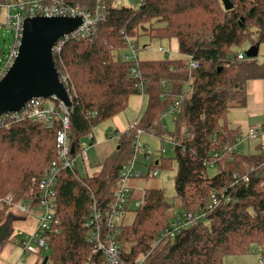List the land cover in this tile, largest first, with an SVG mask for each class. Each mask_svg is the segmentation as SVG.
I'll use <instances>...</instances> for the list:
<instances>
[{
    "label": "trees",
    "instance_id": "trees-1",
    "mask_svg": "<svg viewBox=\"0 0 264 264\" xmlns=\"http://www.w3.org/2000/svg\"><path fill=\"white\" fill-rule=\"evenodd\" d=\"M6 1L0 0V5ZM66 1L74 8L93 9L95 5L94 0ZM230 1L234 5L231 11L224 9L221 0H147L138 9L116 8L109 2L106 20L98 25L93 39H71L54 55L59 75L68 77L70 144L76 157L82 139L103 123L119 118L130 99L141 95L140 85L147 104L136 128L121 134L115 153L98 173L86 178L78 170L61 175L57 187L60 232L51 235L48 264H105V258L94 253L88 241L85 223L93 196L101 208L114 202L121 173L135 155L138 130L181 143L173 158L161 157L150 167L151 171H175L176 203H170L163 189L145 188L144 205L133 211L132 223L120 229L122 261L133 264L145 256L144 264H224L226 257L247 255L253 247H258L264 258L262 145L254 153L234 154L233 161L215 159L226 145L241 137L240 129L229 124V114L247 106L249 82L264 79V63L258 59L240 61L238 53L245 45H264V0ZM144 37L177 40L182 58L140 61V78L136 79L133 65L121 55L128 49V40L137 45ZM187 55L200 64L190 88L186 87ZM163 82L167 83V97ZM180 97L183 102L171 118L174 130L168 131L162 115ZM61 129L60 122L47 129L24 120L0 133L1 199L12 194L16 202L39 205L35 182L57 159ZM208 163L216 165L213 176ZM250 168L256 169L250 182L233 186L234 174H246ZM223 194L230 201L212 212L207 221L175 237H163L178 215L198 212L214 195ZM136 199L133 193L132 200ZM131 211L129 207L128 213ZM22 218L7 204L0 207V251L11 243L14 224ZM41 255L39 262L44 263L46 257Z\"/></svg>",
    "mask_w": 264,
    "mask_h": 264
},
{
    "label": "built area",
    "instance_id": "built-area-1",
    "mask_svg": "<svg viewBox=\"0 0 264 264\" xmlns=\"http://www.w3.org/2000/svg\"><path fill=\"white\" fill-rule=\"evenodd\" d=\"M95 5L93 9H82L80 7L74 8L68 5L66 0H7L5 4H1V13L6 11L5 24L1 23L0 27H6V29L13 32L14 44L11 47L9 53L0 50V83L6 77L10 69L16 62L20 52V46L23 38L24 24L27 19H33L38 17L43 18H57V17H80L83 20L82 26L73 34L66 36L59 41L53 48V57L62 52L65 44L71 39H93L97 34V27L100 23L104 22L107 17L108 3L111 0H94ZM147 0H138L140 6ZM0 13V17H1ZM128 49L130 54L122 53L121 58L124 62L133 65L132 75L137 79L140 78L139 72V60L138 50L131 40H128ZM159 52L164 53L162 48ZM186 68L189 72V81L186 84L187 88H190L191 79L193 74L200 68L199 62L194 56H184ZM240 61H253L248 59L245 55H239ZM60 79L64 86L68 87V77L60 76ZM162 87L165 89L164 96L167 97V83L163 82ZM141 96H145V89L143 85L139 86ZM183 97L169 107L162 115V120L172 118L178 108L183 102ZM56 99H34L30 101L20 112L0 115V133L10 130L16 123L22 121H32L34 123H41L47 129H52L55 123L60 122L62 129L57 138L58 150L57 159L53 161L46 169L43 178L35 182L36 188L40 192L39 205L34 207L31 203H25L24 201H15L12 195L1 199L0 207L3 204H7L11 209L23 217H34L39 220L38 226L32 232L31 235L26 237L25 241H22L21 249L22 255L19 259V263L25 261L24 256H33L38 258L41 254H50V240L51 235L58 234L60 232V217L57 214L58 209V191L57 187L60 181L61 175L68 171L78 173L81 177L89 176L87 171V165L90 166L89 149L95 146L94 132L87 137L91 141L90 144L81 145V153L79 156H75L72 152L73 147L70 144V119L69 109L65 105L59 102L56 105ZM136 120L131 129L136 128ZM164 129L166 127L164 126ZM146 133L143 130H138L136 138L134 140L135 155L133 159L128 163L121 173L119 181V188L115 193V200L109 204L106 208H101L97 203V200L92 197L93 205L91 213L86 220L85 228L87 230V237L89 243L94 247V253L101 254L105 258V264H125L122 261V249L118 243V236L120 229L125 225V220L128 214L129 207L133 209L141 208L145 203L146 189L139 188L134 189L129 184L131 180L137 179H155L158 178L160 172L158 170H150L151 165L161 157H164L166 150L161 149V152L156 153L147 150V147L140 145L141 138ZM225 137L227 134H223ZM262 135V137H261ZM115 139L120 138V133H114L111 135ZM153 137H158L154 133ZM161 141L168 142L171 145V150L176 152L181 147V143L175 142L167 136L160 137ZM216 139V138H215ZM214 139V140H215ZM258 140L261 142L262 149L264 150V133L260 134L259 131L249 129L246 133L241 134V137L235 142L225 146L223 152L217 153L215 159L218 162L223 160H234V154L239 153L240 147L249 141ZM82 161L84 168L80 170L78 160ZM209 167H216L213 163L207 164ZM264 169V164L263 167ZM256 172V169H248L246 174L236 173L233 176L234 184L240 183L248 184L250 177ZM139 191L140 195L138 199L132 200V194ZM230 201V197L223 195H214L212 202L205 208L200 209L198 212L183 213L178 215L174 221L170 224L163 237L175 235L187 228H193L201 223L207 221L208 216L214 212L219 206ZM129 204L131 206H129ZM49 257V256H48ZM146 260L145 256H140L133 264H144Z\"/></svg>",
    "mask_w": 264,
    "mask_h": 264
},
{
    "label": "rangeland",
    "instance_id": "rangeland-1",
    "mask_svg": "<svg viewBox=\"0 0 264 264\" xmlns=\"http://www.w3.org/2000/svg\"><path fill=\"white\" fill-rule=\"evenodd\" d=\"M112 2V0L110 1ZM115 7L116 8H134L138 9L140 4L138 0H115ZM6 11L3 10L1 13V23L5 24L6 19ZM14 44V35L13 32L6 29V27H0V50L5 52L7 55ZM136 49L138 50V60L139 61H161V60H176L178 58H182L180 53L174 49V46L171 44V41L167 40H158V39H150L148 37L141 38L137 45H135ZM162 47L164 53L159 52V49ZM249 45H245L242 49H238V53L245 55V53L250 49ZM126 54H130L129 49L126 50ZM124 53V52H123ZM259 63H264V45L260 46L259 56H258ZM145 94V93H144ZM143 104V106H142ZM147 98L146 94L144 97L141 95L134 96L130 99L128 109L120 115V123L127 127V124L132 123L130 122L132 119L131 112L133 109H136V115L139 113V117L143 115L146 109ZM128 119V120H127ZM117 120L110 121L103 123L102 125L98 126L94 129V136L95 141L98 143L97 147H92L89 149V157H90V166L87 165V171L89 172V176L94 175L99 172V168L105 162L103 159L104 155L111 149L115 151L117 148V139L112 136V139H109L110 133H114L113 131L117 127ZM135 123V122H134ZM133 123V124H134ZM164 126L167 128L168 131L174 130V125L172 123L171 118H168L164 121ZM132 124V125H133ZM264 124V122H263ZM259 125L262 128L264 125ZM131 125V127H132ZM130 127V128H131ZM260 134L264 133V130H258ZM262 137V135H261ZM90 140L88 137L82 139L81 144H90ZM252 142V141H249ZM249 142L244 143L239 152L245 153H254L259 149L257 145L256 148L254 146L249 147ZM253 142H258L255 140ZM140 145L142 147H147V150L159 153L161 149H165V159L173 158L175 152L171 150V145L164 141L162 142L160 138L153 137L149 134H145L141 138ZM249 147V148H248ZM103 151V154H102ZM114 152H112L113 154ZM78 164L80 170L84 168L82 161L79 159ZM95 167L94 170L92 168ZM176 165H174V168ZM209 175L213 176L217 173V170L213 167H209ZM175 171L170 173L167 171H160V175L158 178L155 179H137L131 180L130 185L134 189L139 188H158L163 189L166 192V196L169 199L170 203H176V194H175V183L174 177ZM88 177V176H87ZM86 178V177H83ZM12 194L7 195L6 197ZM139 191H136V197H139ZM2 198V197H0ZM22 201V200H21ZM135 209L132 208L131 213L127 214L125 225L131 224L134 219V212ZM39 220L34 217H23L21 220L16 221L14 224L15 233L12 237V241L9 245H7L4 250L0 251V264H34L33 256H24L25 261L23 263H19V259L22 255V249L19 247L22 241L26 240V237L31 235L35 228L38 226ZM261 251L258 247H253L251 252L247 255H233L226 257L224 259V264H264V258L261 255ZM43 256L46 257L45 254ZM40 264H43V260H41Z\"/></svg>",
    "mask_w": 264,
    "mask_h": 264
},
{
    "label": "water",
    "instance_id": "water-1",
    "mask_svg": "<svg viewBox=\"0 0 264 264\" xmlns=\"http://www.w3.org/2000/svg\"><path fill=\"white\" fill-rule=\"evenodd\" d=\"M221 3L226 11L234 8L230 0H221ZM82 24L80 17H38L25 21L18 58L0 83V115L20 112L34 99H56L66 108L71 107L69 92L54 62L53 48ZM259 51L260 46L251 47L245 56L257 60ZM48 262L46 257L43 264Z\"/></svg>",
    "mask_w": 264,
    "mask_h": 264
},
{
    "label": "crops",
    "instance_id": "crops-1",
    "mask_svg": "<svg viewBox=\"0 0 264 264\" xmlns=\"http://www.w3.org/2000/svg\"><path fill=\"white\" fill-rule=\"evenodd\" d=\"M112 4L116 6L115 0H112ZM171 44L174 46V49L176 50V52L177 51L179 52V45H178L177 40L171 41ZM139 113L136 115V109H133V111L131 112L133 120L130 121L132 123L127 124V127L123 126L120 123L121 116L117 118L116 119L118 121L117 127L113 132L122 134L125 131H127L131 127V125L138 119ZM228 121L232 127L239 128L241 131V134L246 133L249 129H254L257 131L263 129V127L260 128L259 125L263 124L264 122V79L253 80L249 82L247 86V106L242 109L232 110L228 116ZM114 133H110L109 139L111 135ZM257 145H260V143L253 142V141L249 142V147L254 146L256 148ZM94 147L98 148V143L96 141H95ZM115 151H113V149L109 150L104 155L103 159H105L106 161L109 157H111L115 153ZM112 152L114 153L112 154ZM102 154H103V151H102ZM94 169L95 167L92 168V170ZM19 247L21 248V244L19 245ZM34 259H35L34 264H40L38 258L35 257Z\"/></svg>",
    "mask_w": 264,
    "mask_h": 264
},
{
    "label": "bare ground",
    "instance_id": "bare-ground-1",
    "mask_svg": "<svg viewBox=\"0 0 264 264\" xmlns=\"http://www.w3.org/2000/svg\"><path fill=\"white\" fill-rule=\"evenodd\" d=\"M170 239V238H169ZM42 256V255H41Z\"/></svg>",
    "mask_w": 264,
    "mask_h": 264
}]
</instances>
